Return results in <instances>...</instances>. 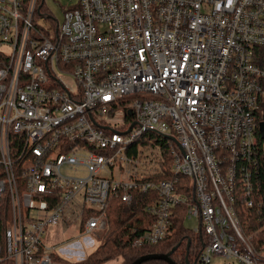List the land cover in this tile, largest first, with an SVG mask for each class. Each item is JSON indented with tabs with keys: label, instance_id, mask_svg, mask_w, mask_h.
<instances>
[{
	"label": "built area",
	"instance_id": "built-area-1",
	"mask_svg": "<svg viewBox=\"0 0 264 264\" xmlns=\"http://www.w3.org/2000/svg\"><path fill=\"white\" fill-rule=\"evenodd\" d=\"M44 1L0 0V262L82 261L137 188L153 220L135 244L183 205L196 263L264 264L236 210L237 186L255 203L236 160L257 143L264 0H76L61 22ZM165 152L174 175L153 181Z\"/></svg>",
	"mask_w": 264,
	"mask_h": 264
},
{
	"label": "trees",
	"instance_id": "trees-1",
	"mask_svg": "<svg viewBox=\"0 0 264 264\" xmlns=\"http://www.w3.org/2000/svg\"><path fill=\"white\" fill-rule=\"evenodd\" d=\"M256 61L264 69V47L256 48ZM259 124L257 143L253 147L247 159L237 158L236 172L239 174L250 170V180L253 187L254 206L242 208V190L237 186L236 210L250 237L251 243L259 255L264 258V97L259 100ZM163 142V141H161ZM134 151V149H131ZM169 173H161L152 177L157 181L164 177H171L170 162H167ZM182 178V177H180ZM241 191V192H240ZM151 195L142 192L137 188L131 191V201L127 204L118 198H111L107 209L108 227L101 237V242L94 252L88 255L79 264H106L112 260H118L116 264H132L137 258L147 254H169L177 264H199L197 253L201 246V234L190 231L183 225L184 206L180 205L174 211L172 233L162 240L152 244H135L142 231L152 223L153 217L146 211L147 205L151 202ZM262 202L258 210L257 202ZM246 213V214H244ZM248 215V221L244 215ZM0 264H13L12 261H2ZM56 264H72L65 261H58ZM141 264H168L164 260L149 259Z\"/></svg>",
	"mask_w": 264,
	"mask_h": 264
},
{
	"label": "rangeland",
	"instance_id": "rangeland-1",
	"mask_svg": "<svg viewBox=\"0 0 264 264\" xmlns=\"http://www.w3.org/2000/svg\"><path fill=\"white\" fill-rule=\"evenodd\" d=\"M75 1L76 0H45L43 6H44V9H46L47 12L49 13L50 17L56 18L59 22H61L62 18H63V8L66 6L72 5ZM37 22L41 26L44 27V26H47L49 23L51 24L52 19L51 18L44 19L43 17H41L38 19ZM167 162H170V164H171L170 156L167 154V152H165L163 157L161 159L157 160V163L160 166L167 168ZM153 166H152V168H153ZM167 173H169V171H167ZM171 177H168V178H171ZM183 225L185 228L190 230L191 228H193L196 225V221L186 219V220H184ZM64 231H66V228L64 229ZM76 231H77L76 228L75 229L70 228L67 230L66 234H61L59 237L63 238V239H65V238L70 239L71 236H74L73 233H75ZM90 237L92 239H96L97 241L94 244H92L91 246H87V248L85 247V252L88 254H91L92 252H94L95 249L97 248V245L101 241V240H99V239H101V237L97 238L95 235H92ZM86 240H87V238L84 236L80 237V239H79V241L85 245H86ZM84 260L85 259H83L82 261H79V262H74V263L69 262V263L79 264L80 262H83ZM60 261H62V260H60ZM65 262H68V261H65ZM116 263H118V260L115 259V260H112L106 264H116ZM210 264H245V263L239 261L236 258L226 259V258L222 257L221 255L216 254L215 256H213L212 262Z\"/></svg>",
	"mask_w": 264,
	"mask_h": 264
},
{
	"label": "water",
	"instance_id": "water-1",
	"mask_svg": "<svg viewBox=\"0 0 264 264\" xmlns=\"http://www.w3.org/2000/svg\"><path fill=\"white\" fill-rule=\"evenodd\" d=\"M149 259H159L164 260L168 264H177L175 261L171 259L169 254H147L142 255L141 257L137 258L132 264H141L142 262L149 260Z\"/></svg>",
	"mask_w": 264,
	"mask_h": 264
}]
</instances>
